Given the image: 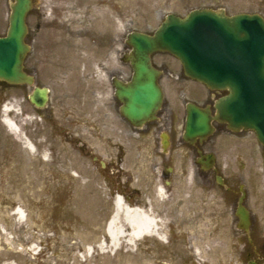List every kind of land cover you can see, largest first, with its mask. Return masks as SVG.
Returning <instances> with one entry per match:
<instances>
[{"label": "rangeland", "instance_id": "374dc122", "mask_svg": "<svg viewBox=\"0 0 264 264\" xmlns=\"http://www.w3.org/2000/svg\"><path fill=\"white\" fill-rule=\"evenodd\" d=\"M10 1L0 0V34L9 25ZM200 7L223 8L229 14L246 11L264 15V0H121L123 52L129 32L153 33L168 13L185 16ZM165 57L170 59L165 55H156L155 59ZM70 61L73 63L69 65L66 59L56 60L59 63L56 73L51 65L40 68L39 84L51 90L47 110L56 123L49 125L43 118L38 119L44 128L39 138L33 139L37 145L34 151L26 148L0 118V258L5 263L52 264L55 243H74L99 245L89 253L86 249L81 251L90 261L96 257L100 264H160L150 257L149 254L157 252L150 251L148 244H156L163 253L169 244L164 239L174 233L171 238L178 239L174 243L181 246L185 241L180 238H192L189 243L200 248L195 259L200 260L198 256H201L207 261L205 264H232L237 244L264 243L262 172L256 158L254 161L250 157L238 158L229 149L217 151L219 161L224 164L222 173H218L230 182L235 181L237 196L240 183L247 192L245 204L251 212L248 233L238 228L232 197L215 181V174L206 177L194 169L190 154L180 156L174 164L172 199L168 200L166 193L154 195L150 185L155 176L159 182L156 171L161 159L157 160L159 165L154 170L150 141L138 139L136 149L125 146L127 150L120 153L116 143L121 126L112 98V84L101 73L96 81L87 76L84 80L76 59ZM170 61L178 71L182 70L176 60ZM122 69L126 72L123 79L133 73L125 61ZM160 82L163 87H178L165 77ZM179 87H190L194 97L204 88L198 81H189L184 73ZM18 96L19 86L5 89V101L14 103L12 97H16L18 104ZM16 120L23 135L21 119ZM214 137L218 141L223 139ZM185 151H189L186 145ZM192 180L194 184H190ZM128 182L130 186L124 187ZM117 186L132 196L128 205L150 207L162 220L164 239L151 235L133 245L122 242L116 247L107 244L105 250L101 249L100 243L107 237L106 225L114 210ZM134 187L141 189V193H134ZM18 207L19 215L15 214ZM178 228L185 231L169 230ZM249 249L258 250L257 247ZM72 253L76 264L84 263L77 248H72Z\"/></svg>", "mask_w": 264, "mask_h": 264}, {"label": "flooded vegetation", "instance_id": "af4514ba", "mask_svg": "<svg viewBox=\"0 0 264 264\" xmlns=\"http://www.w3.org/2000/svg\"><path fill=\"white\" fill-rule=\"evenodd\" d=\"M121 18V0H33V8L26 17L28 26L26 42L30 45V51L24 61V70L28 75L34 77L35 85H29L26 82L19 85L21 124L24 135L30 140L39 138L38 136H40L44 126H41L38 119L43 118L49 125L56 123L53 115L47 110L49 105L39 108L30 100V93L36 86H40V68L43 65H51L54 66L52 71L56 73L59 64L56 60L66 59L69 64L73 63L69 60L75 58L77 69L81 70V76L84 80L87 76V78L96 81L98 74L106 75L107 80L113 86L112 98L118 110L119 125L121 126L118 132L117 148L120 149V153L127 150H125V146L129 150L136 149L138 139H148L154 155V170L159 165L157 160H159V157L161 159L159 167L161 169L159 172L160 180L169 198L173 196L174 164L179 161L180 156L190 154L193 156L194 169L203 173L206 177H210L211 173L215 174L214 178L218 183L221 178L222 183L219 185L227 192L229 197H232L233 214L239 220L238 209L243 194L242 185L240 183V194L237 196V191L233 187L235 181L230 182L228 177L219 174L222 173L224 164L219 161L217 151L218 149H229L238 158L250 157L252 161L256 158L257 165L262 172L263 211L264 140L262 138H258L252 130L234 131L226 123L214 120L212 123L215 128L213 134L205 138L197 137L192 141L185 139L187 104L194 102L200 107H210L213 116H215V103L218 98L227 94V91L204 87L194 97L190 87H179L183 71H178L173 62L170 61V59L175 58L170 53L159 52L153 54V64L161 71V78L165 77L171 85H177L178 87H162L164 92L163 106L157 113V117L152 121H148L142 127L132 124L122 116L120 110L122 102L116 96L114 83L126 74L122 69V61L131 52V47L127 45L123 52ZM2 35H5V31ZM156 55L169 56L170 59L165 57L156 60ZM131 77L132 75L125 81H129ZM8 86L9 84L0 81V107L3 103L2 95L5 93V89L9 88ZM92 88L93 90L103 89V87ZM214 135L222 136L223 139L218 141ZM1 142L3 143V140ZM185 145L189 148L188 152L185 151ZM209 156L213 159H209ZM123 157L120 156V162L123 161ZM117 171L118 173L121 172V166L117 168ZM195 176L192 179H195ZM192 183L194 184V180H192ZM120 186H117L116 191L122 193L126 199H131L132 196L121 189L122 186ZM129 186V182L124 185V187ZM158 187L155 176V179L151 182L150 191L157 194ZM133 191L134 193H141L139 188L134 187ZM243 205L246 206L245 202ZM169 230L185 231V229L179 228ZM239 230L244 231L240 228ZM171 235H174V233L167 238L168 248L163 253L156 244H148L150 251L157 252V254H149L150 257L156 258L155 260L159 261L160 264H205L203 262H207L202 260L201 256H198L200 260L195 259L200 248L189 243L192 238H180L185 241L181 246L174 243L178 239L171 238ZM246 238L248 240V235H246ZM87 247L88 245L84 244L55 243V249L51 251L52 264L78 263L73 259L72 248H77V251L81 252L80 254L85 260L83 264H100L96 257L93 261L85 257L81 249ZM94 247L97 246H92V248ZM236 247L237 250L233 256L235 259L231 261L232 264H249L250 260L264 264V243L258 245L237 244ZM250 247H257L258 250L251 252ZM138 251L140 252L139 249ZM163 257H166V260ZM0 264H5V260L0 259Z\"/></svg>", "mask_w": 264, "mask_h": 264}, {"label": "water", "instance_id": "95a60500", "mask_svg": "<svg viewBox=\"0 0 264 264\" xmlns=\"http://www.w3.org/2000/svg\"><path fill=\"white\" fill-rule=\"evenodd\" d=\"M32 0L11 4L10 25L0 37V79L12 84L33 78L23 71L29 51L25 43L26 14ZM128 42L134 76L128 84L117 83V95L124 102L122 113L133 123L143 124L155 117L163 101L159 71L152 66L151 54L169 51L182 63L185 73L211 88H228L230 94L217 104V119L234 130L251 128L258 135L264 129V17L256 13L228 16L224 11L194 10L187 17L169 14L153 35L134 32ZM45 105L47 88H36L31 97ZM211 112L188 106L186 136L210 134ZM241 226L248 228L249 213L240 205ZM251 264H255L251 262Z\"/></svg>", "mask_w": 264, "mask_h": 264}, {"label": "bare ground", "instance_id": "6f19581e", "mask_svg": "<svg viewBox=\"0 0 264 264\" xmlns=\"http://www.w3.org/2000/svg\"><path fill=\"white\" fill-rule=\"evenodd\" d=\"M10 109H13V106L7 105L4 107L3 122L22 140L26 148L34 151V145L21 134L17 122L8 116L7 113ZM43 156L46 157V153ZM159 191L163 194L164 190L161 188ZM15 214H20L19 207L15 209ZM106 228L107 237L100 243L102 250H105L107 244H110L112 247H116L122 242L133 245L139 240L151 235L164 239L162 220L153 214L151 208L130 206L121 196H117L114 200V211ZM90 251L91 247L87 249L88 253ZM5 264L17 263L6 262Z\"/></svg>", "mask_w": 264, "mask_h": 264}]
</instances>
